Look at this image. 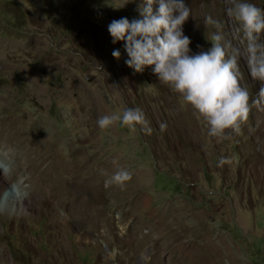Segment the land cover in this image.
Instances as JSON below:
<instances>
[{"label": "rangeland", "instance_id": "374dc122", "mask_svg": "<svg viewBox=\"0 0 264 264\" xmlns=\"http://www.w3.org/2000/svg\"><path fill=\"white\" fill-rule=\"evenodd\" d=\"M139 2L0 0V120L42 131L69 164L92 161L95 199H106L91 226L72 216L71 199L82 195L69 181L38 215L33 208L10 213L0 202L6 264H264V100L251 107L238 132L210 136L206 120L159 82L152 67L136 73L125 64L124 42H112L108 25L138 19ZM241 2L264 9V0ZM185 3L192 16L183 31L192 53L211 47L216 29L205 18L221 21L225 43L240 51L249 103L260 100L264 82L252 78L246 42L227 15L232 0ZM116 49L119 60L112 56ZM127 108L142 110L150 133L119 121L98 126L100 117ZM7 147L0 144L6 177L15 168ZM121 169L131 179L106 187ZM15 174L10 192L28 196L27 176ZM160 222L172 232L170 241L155 235ZM124 228H132L131 243L123 241ZM112 251L122 256L112 259Z\"/></svg>", "mask_w": 264, "mask_h": 264}, {"label": "clouds", "instance_id": "9594fccd", "mask_svg": "<svg viewBox=\"0 0 264 264\" xmlns=\"http://www.w3.org/2000/svg\"><path fill=\"white\" fill-rule=\"evenodd\" d=\"M138 19L122 17L108 25L112 42H124L128 59L125 64L136 73L152 67L159 82L179 94L209 126L208 134L227 139L226 130L238 132L242 122L248 119L253 105L264 100V87L259 92L260 100L250 104V93L240 84L238 64L240 51L231 42L225 43L224 25L211 16L205 24L216 29L211 47L192 53L191 40L184 34L183 26L192 16L185 0H140ZM227 15L234 18L246 42V53L253 79L264 82V9L253 3L232 0ZM112 56L119 60L121 53L113 50ZM130 128L141 126L149 132L148 121L139 108H127L122 115H104L97 121L101 129L116 122ZM131 179V173L121 169L105 181V186L115 183L123 186Z\"/></svg>", "mask_w": 264, "mask_h": 264}, {"label": "bare ground", "instance_id": "6f19581e", "mask_svg": "<svg viewBox=\"0 0 264 264\" xmlns=\"http://www.w3.org/2000/svg\"><path fill=\"white\" fill-rule=\"evenodd\" d=\"M24 128L21 122L13 121L11 118L0 120V142L3 141L0 144L13 149V152L9 153L8 156L10 162H13L15 166V168L12 166V171L7 177L0 175L1 204H6V210L10 213H13L14 210L23 212L33 208L38 215L45 205L50 206L56 198L61 197V189L69 181L70 187L78 185L80 195H82V197L76 195L75 200L71 199L72 216L74 215L79 220L82 219L83 225L96 221L95 218L102 215L101 213L97 215V210H101L100 207L105 205L106 199H95V194L100 193V191L97 190L96 180H94L92 173V161L87 160L84 166L82 163L80 164V161L76 165L69 164L53 150L54 145L45 142L42 131H24ZM16 170L18 173L27 176L23 184L24 186L27 185L28 196L20 198L10 192V179L16 177ZM36 196H39L40 199H36ZM67 222L68 219L63 220V224ZM160 224L161 229L157 230L155 235L161 237L165 242L166 240L170 241L169 237H171L172 232L169 233V230H166L165 224L162 222ZM130 229L132 228H129V231L126 229L122 233L123 241L126 240L127 243L132 241ZM133 231L135 230L133 229ZM159 231L161 234L158 233ZM1 251L0 264H6V257ZM119 254L122 256L118 251H112L110 255L112 259H115L118 258Z\"/></svg>", "mask_w": 264, "mask_h": 264}]
</instances>
